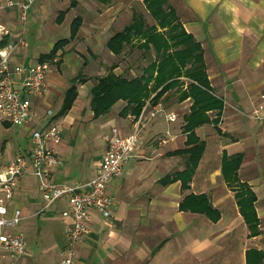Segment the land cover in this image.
Segmentation results:
<instances>
[{
    "label": "crops",
    "instance_id": "crops-1",
    "mask_svg": "<svg viewBox=\"0 0 264 264\" xmlns=\"http://www.w3.org/2000/svg\"><path fill=\"white\" fill-rule=\"evenodd\" d=\"M139 1L144 3L37 0L25 21L16 8L0 10V24L11 31L0 40L10 52L11 66L50 63L47 91L33 100L34 113L22 132L26 135L28 130L61 121L67 142L62 139L61 145H55L60 162L49 170L53 182L75 184L92 178L107 148L106 144L91 153L100 146L99 137L107 143L115 127L122 135L132 132L137 114L132 108L124 109L123 100L111 115H95L90 80L78 84L72 107L59 112L72 80L83 73L85 65L91 72L92 66L100 64L101 50L113 54L108 40L128 24L109 35L113 23L121 17L132 19L140 10L135 7ZM169 2L184 28L201 43L210 87L223 107L209 110L208 119L192 130L186 129L185 115L190 109L181 111L173 122L159 115L145 126L123 174L111 181L116 200L111 217L91 209L89 233L74 249L75 264H218L215 260L222 262L226 256L227 264H264V108L261 117L254 116L264 106V0ZM78 16L82 25L70 39L72 22ZM63 39L67 43L53 51ZM187 79L180 77L181 87L165 93L168 110L180 111L192 98L169 103L172 93L187 90ZM45 104H55L57 110L49 114L53 107L45 110ZM0 123L12 129L10 122ZM167 130L171 137L162 144L160 136ZM196 142L204 146L199 158L188 151ZM27 150L24 141L17 146L5 142L0 159L7 163ZM72 152L81 153V159H70ZM242 185L256 195L258 222L253 225L239 203ZM45 204L37 177L24 174L9 211L22 213L13 229L26 237L29 254L15 264H59L62 251L68 248L62 211L70 204L69 196L43 209Z\"/></svg>",
    "mask_w": 264,
    "mask_h": 264
},
{
    "label": "built area",
    "instance_id": "built-area-1",
    "mask_svg": "<svg viewBox=\"0 0 264 264\" xmlns=\"http://www.w3.org/2000/svg\"><path fill=\"white\" fill-rule=\"evenodd\" d=\"M36 1L0 0V10L16 8L25 21ZM10 34V29L0 24V40ZM49 65V62L43 61L35 65L18 63L11 66L10 52L0 44V121L21 126L30 120L34 113L32 97L42 96L47 91ZM263 108L259 106L254 116L261 117L260 110ZM48 113L53 112L48 110ZM159 115L168 122L178 119V113L168 110L162 102L155 105L148 103L134 120L130 134L122 135L118 128H113L111 135L106 138L107 148L95 175L75 184L56 183L48 178L49 170L60 162L55 150V145L63 139L62 128L58 123L50 122L44 128L34 130L26 152L14 155L7 163H2L0 159V264H7L6 260L8 264H15L29 254L26 237L13 229L20 223L22 213L20 210L9 211L14 189L26 173H32L38 179L46 202L43 209L69 196L70 204L62 211L68 248L62 251L59 264H75L74 249L89 233L91 209H96L106 218L111 217L116 204L110 191L111 181L123 174L143 129ZM169 137L171 133L167 130L160 136L159 142L166 144Z\"/></svg>",
    "mask_w": 264,
    "mask_h": 264
},
{
    "label": "trees",
    "instance_id": "trees-1",
    "mask_svg": "<svg viewBox=\"0 0 264 264\" xmlns=\"http://www.w3.org/2000/svg\"><path fill=\"white\" fill-rule=\"evenodd\" d=\"M144 4L154 22L150 23L143 11H135L123 30L109 38L108 47L114 55H119L128 45L136 43V47L148 52L145 55L148 57V64L141 75L132 77L117 73L115 69L118 65L112 64L106 74L97 78L91 89L92 109L96 116L105 115L118 101L123 100L126 102L124 109L132 108L133 113L138 116L147 101L151 105L158 102L164 104L165 93L176 87L179 89L180 77L186 76L190 83L187 90H181L179 100L188 97L193 99L190 110L185 115L186 129L192 130L208 119L209 110L223 107V101L210 87L202 45L184 28L169 0H144ZM81 25L82 18L78 16L72 22L70 39L77 35ZM67 41L68 39H63L58 42L53 51L57 50L58 44ZM151 50L155 51L154 57L149 55ZM81 75L72 80L59 114L66 113L72 107L78 94V84L85 81L81 79ZM203 147L202 142H196L188 151L199 158ZM237 195L246 220L250 225L256 224L255 193L249 186L242 185Z\"/></svg>",
    "mask_w": 264,
    "mask_h": 264
},
{
    "label": "rangeland",
    "instance_id": "rangeland-1",
    "mask_svg": "<svg viewBox=\"0 0 264 264\" xmlns=\"http://www.w3.org/2000/svg\"><path fill=\"white\" fill-rule=\"evenodd\" d=\"M135 7L144 12L147 20L150 23L154 22L152 16L149 15V13L146 11L144 3L142 1L141 2L139 1L138 3H136ZM130 21H131L130 16L124 17V18L121 17L117 24L113 23V31H112V33H109V35H112L115 32V30L121 29L126 23H129ZM114 22H115V20H114ZM136 45H137L136 43H134V45H128L126 47V49L124 50V52L119 54V55L110 54L109 51L106 53L105 50L104 51L101 50L100 56H99V58H101V60L97 61V62H100V64H96V65L92 66L93 69L91 72H89L88 69L85 68L86 67V65H85V67L82 69L83 73L81 75V79H85L86 81L90 80L91 85H94L97 82V78L99 76L106 74L109 67L114 63H116L118 66H120V68L116 70L120 74H123V75L128 76V77L141 75L143 73V68L145 66H147V64H148V57H146L148 52H143V50H141L139 47H136ZM91 52H93V54H96V52L94 50H91ZM149 55L154 57L155 51L151 50V52H149ZM88 56H89V58L93 57L91 54H88ZM102 56H104V57H102ZM91 59H94V58H91ZM131 69H134L136 71L135 75L133 74ZM188 81L190 82V80H188ZM88 85L89 84H86L85 88ZM178 96H179L178 92L172 93V95L169 99V103L170 102L176 103L179 100ZM32 99L36 100L37 98L33 96ZM188 99H189V101L185 103V105L181 108V110L176 111L177 113H179L178 116L181 114V111H185V110L190 109L191 104L189 105V102L192 101L193 99L192 98H188ZM118 105H119V102L113 106V108L109 112L110 114L109 113H107V114L111 115L118 108ZM45 106H46L45 110L48 107H53L51 109L52 112H54L55 109L57 110V108L55 107V104H51V106H50V104H45ZM55 123L62 125L60 120L55 121ZM26 124L21 125V126L12 125V129L7 130V128L4 127V125H2L0 123V148L5 142L7 143V145H9L10 143H14L15 146H17L20 143V141H24L25 143H28V148H29L31 145V133L33 131L29 132L30 130H28V134L24 135L22 132V128H25L24 126H26ZM62 133H63V137H64V132H62ZM106 133L109 135L111 133V128L108 129L106 131ZM99 139L101 140L100 146H97L95 151H94V149L93 150L91 149V153L101 151V149H103V147L107 144L103 140L102 136L99 137ZM63 141L67 142L66 137L63 138ZM57 145H59V144H57ZM60 145H61V143H60ZM72 157H74L75 160L78 161L79 159H81L82 154L78 153V155H77L76 152H72V155H70V159H72ZM73 162H74V160H73ZM227 260H228V256H226L225 260L222 262L219 261L218 259L215 261H217L218 264H227Z\"/></svg>",
    "mask_w": 264,
    "mask_h": 264
}]
</instances>
